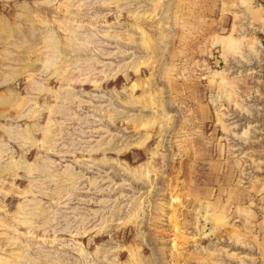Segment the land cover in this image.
Returning <instances> with one entry per match:
<instances>
[{
    "label": "rangeland",
    "instance_id": "obj_1",
    "mask_svg": "<svg viewBox=\"0 0 264 264\" xmlns=\"http://www.w3.org/2000/svg\"><path fill=\"white\" fill-rule=\"evenodd\" d=\"M0 264H264V0H0Z\"/></svg>",
    "mask_w": 264,
    "mask_h": 264
}]
</instances>
